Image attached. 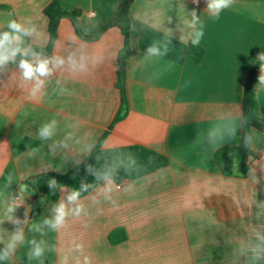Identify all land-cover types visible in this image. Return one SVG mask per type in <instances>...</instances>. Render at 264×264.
Returning a JSON list of instances; mask_svg holds the SVG:
<instances>
[{
  "label": "crops",
  "instance_id": "1",
  "mask_svg": "<svg viewBox=\"0 0 264 264\" xmlns=\"http://www.w3.org/2000/svg\"><path fill=\"white\" fill-rule=\"evenodd\" d=\"M51 1L0 0L9 7L0 9V31L15 20L35 29L28 35L32 45L47 46L43 12ZM122 1L60 3L67 11L80 10L83 31L94 35L114 19ZM210 2L131 5L129 113L103 147L142 145L170 162L121 188L105 179L69 201V186L61 187L58 200H48L22 185L39 174L74 168L108 129L120 108V29L111 27L87 42L62 18L51 56L38 54L53 61V70L41 77L35 96V80H23L20 60L0 65V264H85V258L88 264H264V130L252 132L246 175H223L214 161L220 147L241 139L244 84L264 53V0H232L218 15ZM197 31L205 49L201 63L188 57ZM152 47L157 54L148 52ZM57 57L65 61L59 67ZM255 92L264 125L261 81ZM53 121L52 135L41 138L40 129ZM61 203L64 222L53 228ZM119 228L128 237L112 245L109 235Z\"/></svg>",
  "mask_w": 264,
  "mask_h": 264
},
{
  "label": "trees",
  "instance_id": "2",
  "mask_svg": "<svg viewBox=\"0 0 264 264\" xmlns=\"http://www.w3.org/2000/svg\"><path fill=\"white\" fill-rule=\"evenodd\" d=\"M134 1L123 0L117 8V14L114 19L102 27L96 34L88 35L80 25V10L67 11L61 6L60 0H52L43 12L48 18V45L43 47L34 46L29 42L28 36H24L22 33L19 34L22 37V42L14 47L19 46L21 49H31L32 53L44 56H51L52 54L54 44L58 38L62 18H69L77 36L87 42L98 40L111 27L119 28L124 36V46L118 58L119 69L116 80V88L120 93V108L117 114L96 145L74 168L67 172L39 174L23 181L22 185L34 195L44 194L48 200H58L61 187L69 186L73 192L78 191L80 193L78 198H81L105 179H111L117 184H126L169 165L170 160L166 155L146 146L135 144L112 149L103 147L104 141L110 131L119 121L127 117L129 113L126 61L131 51L130 8ZM0 9H9V7L0 6ZM11 31L9 28H3L0 33H11ZM32 56L30 54L23 58L31 60ZM204 56L205 49L198 43L194 44L192 41L188 48L189 59L195 63H201ZM15 58L20 60L22 57L17 53ZM263 64L264 61L259 59L246 77L242 100L243 119L240 142L236 145H224L214 154V161L223 175L244 176L251 168V157L253 155L251 148L252 132L253 130H264V125L260 122L259 118L260 110L255 92V85L260 82V70ZM120 66H122V69H120ZM236 166H238V172L236 171ZM53 180L56 181V184L55 186H50ZM127 237L126 231L119 228L110 233L109 240L112 245H117L125 241Z\"/></svg>",
  "mask_w": 264,
  "mask_h": 264
},
{
  "label": "clouds",
  "instance_id": "3",
  "mask_svg": "<svg viewBox=\"0 0 264 264\" xmlns=\"http://www.w3.org/2000/svg\"><path fill=\"white\" fill-rule=\"evenodd\" d=\"M232 3V0H211L209 4V9L215 12L217 15L219 14V10L221 8H226ZM193 16L195 14L193 13ZM8 28L11 29L10 32H3L0 33V65L5 64L9 60H15V57L17 53L21 55V59L19 62V68L22 72V78L25 81L28 80H35V86L32 88V95L35 96L37 91L41 88V86L44 84V80L41 79V77H47L51 74L52 68L49 67L50 63H53L52 60L48 58L40 59L38 57V54L32 53L31 49H21L19 46L17 47H10L13 43V41H20L21 37L19 34H23L24 36L32 35V33L35 31V29H26L22 27L21 24L17 23L15 20H10L8 22ZM202 35V32L197 31L195 33V39L193 40V43H199L200 37ZM148 52L150 54H157L158 50L155 47L149 48ZM36 56L37 59L35 62L30 61L28 59H25L23 57H27L28 55ZM260 60L264 61V55H261L259 57ZM69 62L72 64V67L75 69L76 62L73 60L72 57H69ZM65 61L60 58L55 59V66L59 67L60 65H63ZM83 67V65H81ZM261 71L262 75L260 76V81L262 84H264V65H261ZM55 125V121L52 122L51 125H46L42 127L39 131V135L41 138H48L52 135V128ZM109 183L111 184V181L109 180ZM56 181L53 180L50 183V186H55ZM107 192H111L112 189L109 187L106 189ZM80 196V193L78 191H74L69 197V201H76L78 197ZM80 208L78 207L76 210V214L79 215ZM11 211V209H9ZM58 215L55 219V224H53V228L62 225L64 222V217L66 215L65 212V205L63 203L60 204L59 208L56 209ZM14 239H20L19 236L14 237ZM13 247V245H9V248ZM35 256H40L41 249L39 247L35 250ZM7 255V252L5 253V256ZM3 258V257H0ZM85 264H88L87 258H85Z\"/></svg>",
  "mask_w": 264,
  "mask_h": 264
},
{
  "label": "built area",
  "instance_id": "4",
  "mask_svg": "<svg viewBox=\"0 0 264 264\" xmlns=\"http://www.w3.org/2000/svg\"><path fill=\"white\" fill-rule=\"evenodd\" d=\"M91 14L93 15V13H91ZM123 185H124V183H120L118 187L121 188Z\"/></svg>",
  "mask_w": 264,
  "mask_h": 264
},
{
  "label": "water",
  "instance_id": "5",
  "mask_svg": "<svg viewBox=\"0 0 264 264\" xmlns=\"http://www.w3.org/2000/svg\"><path fill=\"white\" fill-rule=\"evenodd\" d=\"M120 69H122V66H120Z\"/></svg>",
  "mask_w": 264,
  "mask_h": 264
}]
</instances>
